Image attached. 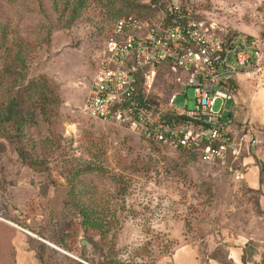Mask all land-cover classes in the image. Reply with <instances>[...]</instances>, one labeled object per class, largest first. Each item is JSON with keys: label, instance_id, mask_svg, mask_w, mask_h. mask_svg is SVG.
Masks as SVG:
<instances>
[{"label": "rangeland", "instance_id": "374dc122", "mask_svg": "<svg viewBox=\"0 0 264 264\" xmlns=\"http://www.w3.org/2000/svg\"><path fill=\"white\" fill-rule=\"evenodd\" d=\"M157 1L264 43V0H0L10 44L30 55L19 79L0 82V105L32 81L58 95L54 126L38 111L21 131L0 126V264H157L184 243L224 249L264 241L261 197L237 177L240 167L206 164L83 113L116 21L150 16ZM157 76L155 91L167 100L169 78ZM258 78L242 77L236 87L239 125L248 114L264 121V73ZM176 106L194 109V89ZM222 107L218 101L215 112Z\"/></svg>", "mask_w": 264, "mask_h": 264}, {"label": "built area", "instance_id": "2783aa9c", "mask_svg": "<svg viewBox=\"0 0 264 264\" xmlns=\"http://www.w3.org/2000/svg\"><path fill=\"white\" fill-rule=\"evenodd\" d=\"M149 8L150 16L116 21L83 113L206 164L238 166L241 171L235 173L242 179L245 153L262 141L251 136L252 121L240 123L239 129L236 87L242 77L262 78L264 43L208 14L194 16L193 9L178 3L157 1ZM160 71L169 78L167 100L155 91ZM190 88L194 109L177 107L178 97H187ZM218 101L223 107L215 112ZM227 102L232 111L224 109ZM157 264L175 263L166 258Z\"/></svg>", "mask_w": 264, "mask_h": 264}, {"label": "trees", "instance_id": "16d2710c", "mask_svg": "<svg viewBox=\"0 0 264 264\" xmlns=\"http://www.w3.org/2000/svg\"><path fill=\"white\" fill-rule=\"evenodd\" d=\"M80 1L82 3L83 0ZM80 6L83 5L80 4ZM27 51L28 47H23L22 44L11 45L8 29L0 24V82L6 78L14 77L15 74L18 76L17 79L20 78V74H23L21 71L26 69V63L30 57ZM57 101L58 95L53 88L32 81L16 92L7 104L2 102L0 105V126L6 128L5 124L10 123L17 131H21L28 126L30 120H33V114L37 111L48 125L54 126L57 112L52 109V106ZM263 175L264 172L261 168V181ZM90 227L96 228L98 225L92 224ZM58 244L68 253H74L72 247L69 248L62 241H59ZM82 257L87 261L86 256Z\"/></svg>", "mask_w": 264, "mask_h": 264}, {"label": "crops", "instance_id": "0c3cea01", "mask_svg": "<svg viewBox=\"0 0 264 264\" xmlns=\"http://www.w3.org/2000/svg\"><path fill=\"white\" fill-rule=\"evenodd\" d=\"M248 115L255 126L251 136L261 140L262 144L245 153L241 162L242 180L247 188L260 194V207L264 212V175L261 181V168L264 172V123ZM25 253L26 250H19V263H25ZM167 259L175 264H264V241L257 245L234 244L224 249L207 248L196 242L184 243L177 246Z\"/></svg>", "mask_w": 264, "mask_h": 264}, {"label": "water", "instance_id": "95a60500", "mask_svg": "<svg viewBox=\"0 0 264 264\" xmlns=\"http://www.w3.org/2000/svg\"><path fill=\"white\" fill-rule=\"evenodd\" d=\"M87 244V243H86ZM88 245V244H87Z\"/></svg>", "mask_w": 264, "mask_h": 264}]
</instances>
